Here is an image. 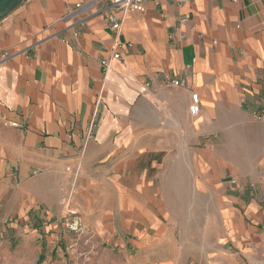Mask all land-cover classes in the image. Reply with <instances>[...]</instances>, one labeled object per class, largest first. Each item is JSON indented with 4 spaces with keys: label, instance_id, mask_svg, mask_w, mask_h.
Here are the masks:
<instances>
[{
    "label": "crops",
    "instance_id": "obj_1",
    "mask_svg": "<svg viewBox=\"0 0 264 264\" xmlns=\"http://www.w3.org/2000/svg\"><path fill=\"white\" fill-rule=\"evenodd\" d=\"M110 2L0 4V264H252L264 0L147 1L118 36Z\"/></svg>",
    "mask_w": 264,
    "mask_h": 264
},
{
    "label": "built area",
    "instance_id": "obj_2",
    "mask_svg": "<svg viewBox=\"0 0 264 264\" xmlns=\"http://www.w3.org/2000/svg\"><path fill=\"white\" fill-rule=\"evenodd\" d=\"M147 1H154L159 3V0H111L109 6L107 7V20L111 26V29L116 33L118 36L121 26H122V17L120 14H123L127 11L137 10L143 11L145 9V3ZM91 6V3L82 4L78 3L76 5V9L81 11L82 9L87 10ZM183 22L188 21L187 18L182 19ZM132 47V43L123 41L116 37L113 43V51L111 54V58H104L102 60V66L104 71H108L110 66V59H115L122 61L123 63V51L124 49H130ZM2 58H7V53L2 54ZM168 85L174 86H186L187 80L182 78H173L170 79ZM149 86V83H146V87ZM192 103L190 105V113L192 115H198L201 111V102H200V95L198 92H192L191 95ZM92 128H89V133L91 134ZM237 179H233L232 183L235 184ZM68 228L76 233L84 234L87 231V227L84 225L80 214L76 211L70 212V217L67 223Z\"/></svg>",
    "mask_w": 264,
    "mask_h": 264
},
{
    "label": "rangeland",
    "instance_id": "obj_3",
    "mask_svg": "<svg viewBox=\"0 0 264 264\" xmlns=\"http://www.w3.org/2000/svg\"><path fill=\"white\" fill-rule=\"evenodd\" d=\"M70 217V216H69ZM264 233V222L260 225V229L257 232V237L259 238L258 250L255 251V259H251L252 264H264V241L261 235Z\"/></svg>",
    "mask_w": 264,
    "mask_h": 264
},
{
    "label": "water",
    "instance_id": "obj_4",
    "mask_svg": "<svg viewBox=\"0 0 264 264\" xmlns=\"http://www.w3.org/2000/svg\"><path fill=\"white\" fill-rule=\"evenodd\" d=\"M3 0H0V4L2 3Z\"/></svg>",
    "mask_w": 264,
    "mask_h": 264
}]
</instances>
